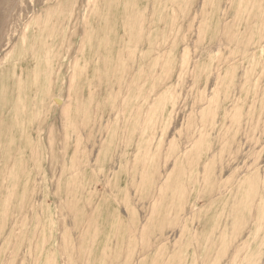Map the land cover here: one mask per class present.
<instances>
[{"label": "rangeland", "instance_id": "obj_1", "mask_svg": "<svg viewBox=\"0 0 264 264\" xmlns=\"http://www.w3.org/2000/svg\"><path fill=\"white\" fill-rule=\"evenodd\" d=\"M0 264H264V0H0Z\"/></svg>", "mask_w": 264, "mask_h": 264}]
</instances>
